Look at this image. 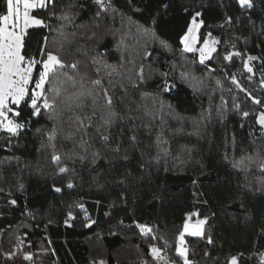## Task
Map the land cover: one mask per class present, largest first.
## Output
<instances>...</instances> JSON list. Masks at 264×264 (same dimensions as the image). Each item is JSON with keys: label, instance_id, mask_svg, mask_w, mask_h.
Wrapping results in <instances>:
<instances>
[{"label": "trees", "instance_id": "trees-1", "mask_svg": "<svg viewBox=\"0 0 264 264\" xmlns=\"http://www.w3.org/2000/svg\"><path fill=\"white\" fill-rule=\"evenodd\" d=\"M71 3L73 0H61L57 12L61 5L67 8ZM80 3L85 7L77 23L91 24L96 6L89 0H77L74 11ZM113 7L123 13L124 24L129 17L132 23L125 28L119 14L114 24L105 21L128 35L119 52L115 50L119 37L103 36L101 50H108L107 62L117 66L121 74L116 82L128 88L126 96L122 91L117 93L124 103L117 104L116 110L125 118L124 123L137 131L142 147L133 150L127 140L132 133L125 132L119 155H109L120 132L114 128L111 145H101L95 139L86 152L77 148L76 154L87 159L76 163L65 160L69 172L57 175L49 159L51 148L42 135L52 128L51 121L34 118L10 140L0 132V264H165L152 259V244L163 248L162 254L174 264H183L174 249L189 213H198L195 219H207L205 236L213 241L209 244L206 238L185 236L192 264H226L239 253H243L240 264H260L264 259V172L257 167L259 160H245L247 171L232 165L242 156H254V148L264 156V138L254 123L255 116L243 118L233 104L239 103L241 111L256 116L262 108L247 100L231 83V77L235 75L245 89L264 100L259 83L264 71V4L257 0L255 12L247 14L250 20L241 14L235 0H113ZM196 11L202 13V32L206 35L211 31L221 41L218 54L205 65L199 64L198 54L182 52L179 42ZM228 16L232 23L220 28ZM52 23L55 26L56 21ZM153 31L170 50L152 39ZM46 34V29H30V54L37 51ZM78 39L84 43V37ZM145 50L152 52L147 62L142 61ZM236 51L242 56L233 61L223 59ZM248 56L259 58L252 61L255 75L251 80L243 68ZM141 63L153 78L137 90L122 77L137 83L135 73ZM173 68L169 79L177 88L161 96L156 91L159 73ZM181 71L202 81V91L194 95L189 84L180 81ZM157 97L173 106L171 114L164 109L163 125L153 107ZM222 112L224 120L220 119ZM146 113H156L157 118ZM202 114L209 118L202 119ZM149 124L151 128L144 127ZM161 131L168 144L158 148L155 140ZM233 136L234 149L230 143ZM72 146V141L57 140L58 151H71ZM94 152L100 155L93 164ZM126 152L133 153L130 159H122ZM121 180L123 184L118 183ZM68 181L74 182L73 189L65 187ZM53 185L63 191L54 192ZM69 213L72 219H68ZM138 224L153 228V232L141 234ZM10 252L15 253L13 259L4 255ZM25 254L33 259L25 260Z\"/></svg>", "mask_w": 264, "mask_h": 264}, {"label": "snow or ice", "instance_id": "snow-or-ice-1", "mask_svg": "<svg viewBox=\"0 0 264 264\" xmlns=\"http://www.w3.org/2000/svg\"><path fill=\"white\" fill-rule=\"evenodd\" d=\"M60 2L61 0H2L0 3V9H2L0 11V132L6 133L10 140L19 136L34 118L43 117L51 121L52 128L42 133L51 148L50 163L55 166L57 175H67L69 168L64 164V161L71 160L72 163L85 161L87 157L77 155L76 149H84L86 152L95 139H98L101 145H111L114 128H119L120 132L117 135L116 147L111 149L109 155H119L123 143L120 138L124 136L125 132L132 133L127 136V140L133 150L141 148L142 144L138 140L137 131L133 130L132 126L125 124V118L116 110L117 104L124 103L123 98L117 93L122 91L126 96L128 88L124 84L116 82L115 78L121 74L118 72L117 66L107 62L108 50L106 48L101 50L103 36L110 35L113 38L118 36L115 50L119 52L128 35L127 32L109 27L105 21L110 20L114 24L116 15L119 14L122 18V25L127 28L132 23L131 18H128V24H124L123 13H118L113 7V0H89L97 8L92 23L78 24L79 13L84 10L85 5L80 3L78 9L74 11L77 0H73V3L69 4L67 8L61 5L58 13L57 5ZM235 2L241 10V14L250 20V16L247 14L255 12L257 0H235ZM259 3L264 4V0H259ZM201 16L200 11L191 15V20L186 31L180 36L179 42L182 45V52L198 54L199 64L205 65L207 61L214 58V54H218L217 46L221 41L214 37L211 31L206 35L202 32L204 21L200 19ZM232 19L230 16L226 17L224 24L219 27L224 28L225 25L231 24ZM52 21H56L55 26ZM30 29L47 30V34L42 37L41 45L35 53L31 54L28 52ZM140 30L138 26L137 31ZM88 31H90V35ZM144 31L149 32L150 30L144 29ZM151 35L153 40L159 41L162 49L170 50L169 45L157 37L154 31L151 32ZM78 36L85 38L83 44L80 43ZM89 44L94 47L89 48L87 46ZM232 47L234 48L235 44ZM151 56L152 52L145 50L142 61H149ZM241 56L242 53L239 51L229 52L223 59L233 61L234 57ZM121 59H124L123 54ZM256 60L259 58L248 56L243 63L244 70L251 74L247 77L249 80L255 75L252 61ZM174 72L173 68L170 72L159 73L160 82L156 85V91L161 96L169 94L177 88L174 80L169 79ZM135 76L137 83H132L130 77H122V79H128L129 86L137 90L147 79L153 78L151 74L146 73L144 63H141L136 70ZM179 79L182 83L189 84L194 95L202 91L200 87L202 81L197 80L187 71H181ZM231 83L244 92L246 99L252 104L264 109V100L245 89L235 75L231 77ZM259 83L261 89H264V71H262ZM217 85H220V81H217ZM221 100L225 105L227 104V101H223V97ZM153 107L160 114L161 124H165L164 109L167 108L168 114H171L173 106L157 97ZM233 109L239 112L243 118L254 115V123L259 125L261 137L264 138V111H260L256 116L254 112L241 111L239 103H234ZM146 114L152 115L154 120L157 118L156 113ZM208 118V115L202 114V119ZM128 119L131 120L132 117L129 116ZM220 119H226L223 112L220 114ZM144 127L151 128L152 125H144ZM241 127L244 125L241 124ZM139 128V125L135 126V129ZM58 139L72 141V150L58 151ZM230 143L234 149L236 147L234 136L230 139ZM252 143L255 144V139ZM167 144L168 140L161 131L156 137L155 145L159 148L161 145ZM253 151L254 156H242L232 166L240 168L241 171H247L248 165L245 164V160L250 163H256V160H259L257 167L261 172H264V156H261L260 151L255 148ZM164 153L167 154L166 148ZM132 154L126 152L122 159H130ZM99 155V152L92 153L91 163L94 164ZM224 158L228 159L227 153ZM118 183L123 184L124 181L121 180ZM65 187L73 189L75 184L68 181ZM53 191L60 193L63 189L53 185ZM10 203L14 205L16 201L12 200ZM79 207L84 209L83 204H80ZM195 216H198V213H189L186 216L174 249L176 256L183 259V264H192L187 256L188 248L185 235L206 238L209 244L213 243L211 237L205 236L207 219H197L194 223H190ZM72 218L69 213L68 219ZM137 227L141 234L146 236L153 232V228L147 225L138 224ZM152 239H157V237L153 236ZM167 245L168 241L165 240L164 246L167 247ZM149 249L154 261L174 264L170 258L162 254L163 248L152 244L149 245ZM4 255L7 259H13L15 253L10 252ZM242 256L243 253L233 255L226 264H240ZM24 259L30 261L33 256L25 254ZM99 264H104V262L100 261ZM260 264H264V259Z\"/></svg>", "mask_w": 264, "mask_h": 264}, {"label": "rangeland", "instance_id": "rangeland-1", "mask_svg": "<svg viewBox=\"0 0 264 264\" xmlns=\"http://www.w3.org/2000/svg\"><path fill=\"white\" fill-rule=\"evenodd\" d=\"M261 111H264V109H262ZM259 114V113H258ZM264 175V174H263ZM195 220H197V219H195L194 217H193V220L192 221H190V223H194L195 222Z\"/></svg>", "mask_w": 264, "mask_h": 264}, {"label": "crops", "instance_id": "crops-1", "mask_svg": "<svg viewBox=\"0 0 264 264\" xmlns=\"http://www.w3.org/2000/svg\"><path fill=\"white\" fill-rule=\"evenodd\" d=\"M185 236H189V235H185Z\"/></svg>", "mask_w": 264, "mask_h": 264}]
</instances>
